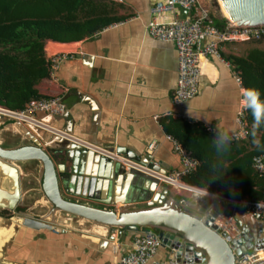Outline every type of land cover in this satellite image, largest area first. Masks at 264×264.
Returning <instances> with one entry per match:
<instances>
[{"label":"crops","instance_id":"0c3cea01","mask_svg":"<svg viewBox=\"0 0 264 264\" xmlns=\"http://www.w3.org/2000/svg\"><path fill=\"white\" fill-rule=\"evenodd\" d=\"M156 1L97 0L100 16L112 18L109 25L80 39L45 40L47 58L54 52L70 55L60 62L53 76L41 79L36 89L42 96L60 95L66 108L50 120L38 113L37 117L90 142L116 149L129 148L135 154L133 158L143 163H149L144 154L147 146L154 143L152 150L157 164L166 171H179L182 168L180 157L160 119L170 112H180L203 125L231 132L235 128L237 110L243 99L246 100V89L237 83L238 74L227 56L242 55L253 44L249 41L225 43L222 54L227 63L211 56L202 58L197 95L176 106L171 99L176 82V48L171 42L151 38L145 29L151 18L149 10ZM199 1L208 14L212 13L207 0ZM186 13L183 10L165 12L158 14L157 19L166 21L174 15L186 16ZM255 45L264 49L263 41ZM245 102L247 104V100ZM10 130L4 132L13 133L12 128ZM44 133L48 146L71 145ZM89 169L91 177L98 181L95 194L105 198L110 182L109 168L98 174L97 164L90 163ZM14 172L15 179L8 174L0 175V207H3L0 208V264H117L118 240L89 243L83 238L86 235L81 237L76 231L78 223L82 226L78 219L75 224L54 216L57 222L51 229L34 230L16 221L17 216L10 220L15 211L4 215L2 209L9 204L8 195L13 188L19 195L16 212L35 206L46 210L44 204H48L39 186L38 167L35 172L32 167L26 172L18 168ZM149 186V181L144 179L140 186H135L136 192L146 193ZM176 193L184 197L193 194ZM248 221L254 232L263 229L262 220L251 218ZM122 248L124 252L128 246ZM167 254L162 248L155 258L164 259Z\"/></svg>","mask_w":264,"mask_h":264},{"label":"water","instance_id":"95a60500","mask_svg":"<svg viewBox=\"0 0 264 264\" xmlns=\"http://www.w3.org/2000/svg\"><path fill=\"white\" fill-rule=\"evenodd\" d=\"M216 1L218 4L219 0ZM220 2L227 13L225 17L228 21H233L239 26L264 25V0ZM38 115L47 117V120L55 118L54 115L43 112H39ZM11 128L13 133L19 135V141L12 145H4L6 141L3 138V142H0V166L5 165L17 170L15 162L36 163L40 172L38 182L42 196L48 202L44 204L46 210L39 214L36 206L27 211L16 212L19 195L14 204H10L9 201V206L5 208L15 211L16 214L13 216H23L32 221L30 224H22L28 228L51 229L57 222L54 221V216L59 219L64 217L75 224L78 223L76 220L78 219L82 226L78 223L79 229L76 231L81 237L86 235L83 238L89 243L96 245L101 239H106L110 243L118 240L116 262L122 255L123 245L131 244L132 234L149 231L162 238L167 252L175 250L178 264H234L236 257L242 253L258 251L264 253V218L261 219L259 213L224 206L201 194L181 196L169 185L159 184L151 176L134 170L125 173L117 168V164L70 145L66 141L62 142L70 145L69 147L48 146V140L41 129L0 117V134L11 131ZM43 144L46 146L45 149ZM15 151H18L17 155L10 154ZM118 151L131 158L135 156L134 152L123 146H119ZM144 156L145 161H149L145 162L147 165L166 171L161 164L156 166L152 164L157 163V159L154 150L148 149V146ZM90 163L97 164L98 174L109 168L110 182L105 198L95 194L98 181L91 177L93 174L89 169ZM144 179L148 180L150 185L146 188V193L136 192L135 186H140ZM118 187L123 188V191ZM58 205L67 208H60L53 213ZM76 207L87 210L88 214L74 211ZM220 213L224 216H233L240 228L238 238L231 237L217 228L215 220ZM50 215L51 218L48 220ZM70 216H73V219ZM251 218L263 221L261 231H253L248 221Z\"/></svg>","mask_w":264,"mask_h":264},{"label":"trees","instance_id":"16d2710c","mask_svg":"<svg viewBox=\"0 0 264 264\" xmlns=\"http://www.w3.org/2000/svg\"><path fill=\"white\" fill-rule=\"evenodd\" d=\"M213 4L219 11L216 0ZM219 13H209V18L224 28L228 20ZM111 21L100 16L97 0H0V104L22 109L29 100L42 97L36 85L49 76L45 40L80 39ZM262 39L250 40L253 45L242 55L227 56L244 88L258 92L246 93L245 140H216L199 121L170 115L160 119L166 134L197 160L182 174L184 182L233 198L264 201V173L255 170L252 161L264 152V49L255 45ZM254 120L259 147L253 143Z\"/></svg>","mask_w":264,"mask_h":264},{"label":"built area","instance_id":"2783aa9c","mask_svg":"<svg viewBox=\"0 0 264 264\" xmlns=\"http://www.w3.org/2000/svg\"><path fill=\"white\" fill-rule=\"evenodd\" d=\"M176 10L186 11L187 15H174L166 21L157 19L158 14L176 12ZM149 12L151 18L147 21L146 33L151 38L171 42L176 48V82L171 95L172 102L175 105H180L197 95L202 58L211 56L220 62L227 63L222 54V46L225 43L245 42L264 36V25L239 26L228 21L224 28H218L213 24L208 11L199 0H157L151 6ZM69 55L66 52L50 54L48 57L50 62L49 76H53L60 62ZM236 81L239 85L242 84L237 75ZM245 101L243 99L237 110L235 128L231 132L220 130L212 125H204L216 140L243 141L247 138L249 125L245 119ZM65 108L66 106L60 95H48L29 100L22 109H11L0 104V117L18 121L23 125L35 126L61 141H66L82 150L95 153L106 161L117 164L119 169L125 171V173L132 170L140 171L156 179L159 184L169 185L175 192L185 191L205 195L210 200L224 206L252 211L264 217V201L233 198L184 182L181 179L182 174L193 169L197 164V160L171 136H168V138L172 141L173 149L179 155L182 164V170L179 171H163L154 168L151 165L142 163L138 158H131L119 152L116 148L90 142L37 117L39 112L58 116L64 112ZM167 115L193 121L180 112L175 114L170 112ZM153 147L154 143H151L148 149L152 150ZM252 161L255 170L264 173V152L254 156ZM152 164L154 166L158 165L156 162ZM215 224L217 228H220L231 237H239L240 228L232 215L218 214ZM127 246L128 248L122 252L117 264H178L174 249L168 251L167 257L164 259L155 258L158 250L166 247L162 242V238L151 231L135 233L131 239V244ZM234 264H264V253L262 251L242 253L236 257Z\"/></svg>","mask_w":264,"mask_h":264},{"label":"rangeland","instance_id":"374dc122","mask_svg":"<svg viewBox=\"0 0 264 264\" xmlns=\"http://www.w3.org/2000/svg\"><path fill=\"white\" fill-rule=\"evenodd\" d=\"M207 3H208V6H209V8L211 9V11L213 13L220 15V13H219V11L221 12L220 5H218V7H219V11H218L217 6L213 4V0H207ZM222 15H224V14H222ZM261 41L264 42V39H262ZM249 42H252V41H249ZM3 138L6 141V142H4V145H12V144H15L17 141H19V137L18 136H16L15 134L11 135L9 132H2L0 134V142L1 141L3 142ZM15 166L18 169H20V170H24V172H26V169H29V167H32L34 172H35V170L37 168V164L36 163H34V162H28V161L27 162L26 161H23V162H21V161L15 162ZM30 184H32V182ZM36 209H37V213L40 214V213H42L45 210V207H43V206H40V207L39 206H36ZM2 210H4L3 212H5L4 215H6V216H9V215H11L13 213V211L10 210V209H2ZM70 218L73 219V216H70ZM62 219H64V217H62ZM133 236H134V234H132V237Z\"/></svg>","mask_w":264,"mask_h":264},{"label":"bare ground","instance_id":"6f19581e","mask_svg":"<svg viewBox=\"0 0 264 264\" xmlns=\"http://www.w3.org/2000/svg\"><path fill=\"white\" fill-rule=\"evenodd\" d=\"M218 3H219V5H220V7H221V13L222 14H224V16H227V13H226V11L224 10V8H223V6H222V4H221V2H220V0L218 1ZM230 22H232V23H235V22H233V21H230ZM17 153H18V151H15V152H10V154L11 155H17ZM15 170L14 169H9L7 166H5V165H1L0 166V175L2 176V177H4L5 176V174H8L9 176H12L13 177V179H15V176H16V172H14ZM15 181V180H14ZM8 199H10V204H14V202L17 200V192L16 191H14V188H13V192H9V195H8ZM13 206V205H12ZM6 207H8V205L6 206ZM60 208H67V207H65V206H63V205H58L52 212L54 213V211H57L58 209H60ZM74 211H76V212H82L83 214H88V212H87V210H85V209H83V208H75L74 209ZM52 215V214H51ZM50 215V216H51ZM16 216V215H15ZM15 216H13V217H15ZM12 217V218H13ZM16 221H19L21 224H30L32 221H30V220H28V219H26L25 217H23V216H19V215H17V218H16ZM54 221H56V220H54ZM16 227V226H15Z\"/></svg>","mask_w":264,"mask_h":264},{"label":"clouds","instance_id":"9594fccd","mask_svg":"<svg viewBox=\"0 0 264 264\" xmlns=\"http://www.w3.org/2000/svg\"><path fill=\"white\" fill-rule=\"evenodd\" d=\"M245 93L251 95V94H258V92L254 89H246L245 90ZM258 127V124H256L255 120L253 122V132H252V136H253V143L256 145V146H260V141L256 138V135H255V129Z\"/></svg>","mask_w":264,"mask_h":264}]
</instances>
